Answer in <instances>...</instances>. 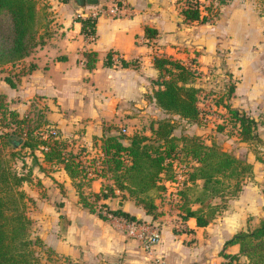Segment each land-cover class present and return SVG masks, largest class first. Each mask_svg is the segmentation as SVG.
<instances>
[{
  "label": "crops",
  "instance_id": "obj_1",
  "mask_svg": "<svg viewBox=\"0 0 264 264\" xmlns=\"http://www.w3.org/2000/svg\"><path fill=\"white\" fill-rule=\"evenodd\" d=\"M97 1L108 5L113 2ZM121 1L126 4L121 15L98 16L95 37L90 39L81 32V22L76 19L77 15L84 16L89 10L90 4L86 0H42L41 5L47 11L45 24L48 33L44 41L24 57L35 67L19 75L16 87L6 85L7 89L3 90L12 107L19 112L22 104L30 102L32 105V101H41L43 106L39 109L44 112L43 118L59 129L70 141L69 146L73 149L86 146V154L81 155L84 159L101 156L103 137L117 132L119 129L116 127L121 122L129 129L125 131L126 135H131L135 130L149 133L151 124L156 125V119L167 115L155 103L152 94L158 87L153 82L158 75L153 63L154 56L165 54L187 61L193 49H196L199 61L196 67L199 70L205 68V37H193V32L188 31L204 28L203 22L184 20L181 7L177 3V8L173 0ZM250 14L243 8H235L219 24L225 34L233 33L243 51L246 49L243 40L260 34L258 28L248 32L245 15ZM255 21L258 22V19ZM231 24L242 27V32H235ZM146 27H150L151 35L147 34ZM214 37L216 41L217 35ZM239 37L242 42L238 40ZM215 47L216 42L209 45L210 50H215ZM89 51L96 53L92 67L85 65ZM108 52H111V65L104 64ZM120 58L133 60L136 65H121ZM261 90H264V73H249L241 82H237L230 97L235 102L231 106L244 110L258 124L259 112L256 110L264 109V91ZM135 122L137 125L132 128ZM195 133L200 135L203 132ZM213 137L205 139L201 135L206 142ZM251 162L257 175H253V181L245 183L239 195L233 198L235 204L240 205L238 209L227 211L219 222L220 242L217 248L205 249L203 245L201 250L195 249L198 234L212 221L198 226L194 217H188L183 220L188 230L176 232L169 227V217H152L132 198H101L98 203L103 201L110 208L120 206L135 218L153 219L154 222L160 220L161 239L151 258L139 240L125 232L121 216L109 215L104 219L97 209L91 210L79 200L75 184L60 163L42 161L47 167L46 172L34 166L33 181L27 185L32 192L28 193L25 189L33 198V205L43 207L40 217H35L38 224L36 232L47 252L49 264H155V256H163L171 264H214L216 261L224 264L222 252L234 253L239 250L237 243L226 245L225 240L237 230L255 225L264 213L261 189L263 165L255 157ZM103 182L110 180L94 174L82 188L85 192H98ZM34 189L36 192L38 190V194L34 193ZM250 221L254 222L253 225ZM188 240L192 241L187 243ZM206 254L209 257L205 259Z\"/></svg>",
  "mask_w": 264,
  "mask_h": 264
},
{
  "label": "trees",
  "instance_id": "obj_2",
  "mask_svg": "<svg viewBox=\"0 0 264 264\" xmlns=\"http://www.w3.org/2000/svg\"><path fill=\"white\" fill-rule=\"evenodd\" d=\"M185 1L180 9L184 20L206 22L210 18L209 12L214 10L211 1L208 5L205 0ZM46 18L47 11L38 0H0V65H14L44 41L48 33ZM76 19L81 22V32L93 39L96 17L77 15ZM146 31L152 34L150 27H146ZM95 54L94 51L87 53V67L93 66ZM119 60L124 66L136 65L133 60ZM153 63L158 70L153 82L158 87L152 94L155 103L167 115L156 119V125L151 124L149 133L135 130L126 135L119 130L105 135L100 144L102 154L98 157L82 158L86 146L70 147V141L42 115L39 123L30 127L29 114H21L9 106L5 94L0 92V111L7 113V126H10V130L0 131V143H10V154L18 155L26 168L21 174L12 170L0 148V264H37L31 245H42V241L39 237L34 240L30 237L31 218L26 207L34 200L22 184L33 181L34 166L46 172L47 167L42 161L60 163L75 184L79 200L91 210L97 209L104 219L117 215L127 220L153 221L135 218L120 206L110 208L105 202L98 201L108 196L132 198L143 206L146 213L155 217L159 213L157 200L164 196L162 180L173 177L174 159L186 161L190 166L189 180L179 190L178 206H181L183 220L194 217L198 226L211 222L224 207L220 202L236 197L247 180L253 178V163L235 155L215 137L206 142L195 132H174L181 124L195 123L201 116L197 104L199 87L195 85L200 70L191 67V61L165 54L154 56ZM104 64H112L111 52L106 54ZM34 67L35 64L30 62L28 69L8 70L3 79L10 87H16L19 75ZM224 106L236 126L239 139L249 145L261 142L259 145L263 146L264 140L256 131L257 120L228 102ZM17 128L20 129L19 135ZM260 149L255 150V159L262 163L264 172V151ZM94 174L104 176L110 182H103L98 192H85L82 187ZM262 192L264 194V184ZM234 243L238 244L239 250L222 252L224 264H264V213L255 225L241 228L225 240L226 245Z\"/></svg>",
  "mask_w": 264,
  "mask_h": 264
},
{
  "label": "rangeland",
  "instance_id": "obj_3",
  "mask_svg": "<svg viewBox=\"0 0 264 264\" xmlns=\"http://www.w3.org/2000/svg\"><path fill=\"white\" fill-rule=\"evenodd\" d=\"M179 5V8L185 5V0H173ZM212 2L211 7H214V10L211 9L210 18L203 22L204 28H192L188 31L193 32V37L204 36L205 37V68L204 70H200L199 77L195 80V85L199 87L198 91V100L197 104L201 109V116L198 121L192 124L186 125L185 123L181 124L176 128V133L179 134L182 131L187 132H203L202 136L205 139H208L209 136H214L217 141L220 143L225 142V146L230 149L235 155L251 161L255 157V150L261 147L260 151H264V145L260 146L261 142H258L257 145L252 143L244 142L239 139V136L236 132V126L231 119V116L228 114L224 103H230L231 105H235V102L232 100L231 94L234 91L235 85L237 82H241L244 79V76L247 77L249 73H257L262 71L264 73V0H205V4H210ZM42 0H38L39 5H41ZM42 6V5H41ZM235 8L237 9H245L247 14L245 15L247 18L249 28L248 32L250 33L253 29H260V34L256 37H247L243 40L245 50L240 47V45L236 42V37H233V33L225 32L222 30V26H219L221 22H223V17L228 16ZM211 13H214L211 15ZM40 19H42V15L40 14ZM256 18V19H255ZM258 19V22L255 20ZM202 22V21H201ZM232 25V24H231ZM232 25L231 29L234 27L235 32H242V27L236 25ZM200 26V25H199ZM246 26V25H245ZM203 33V34H202ZM205 34V35H204ZM213 35V36H211ZM215 35H217V39L215 41ZM235 38V39H234ZM238 40L242 42V38L239 37ZM216 42L215 50L209 48L211 43ZM259 45H261L259 47ZM248 47V48H247ZM203 49V48H202ZM211 52V55H209ZM197 50L193 49L187 61H191V67H195L199 65V61H197ZM195 61V62H193ZM259 62V63H257ZM29 65V62L22 58L17 61L14 65L6 64L0 65V92L4 93L3 90L7 89L6 85H8L3 79L4 75L14 70H25ZM9 70V71H8ZM197 74V73H196ZM232 88V91L229 92V88ZM262 92L264 90H261ZM5 94V93H4ZM5 99L8 101V105L12 107V103L5 94ZM27 103V102H25ZM32 105L27 103V105H21L20 112L28 113L30 117V127L31 125H35L39 123V119H41V115L43 118L44 112H41L40 106H43L41 101L31 102ZM35 104V105H34ZM47 105V104H44ZM7 106V105H6ZM44 108V107H43ZM45 107L44 110H46ZM31 109V110H28ZM4 110L0 111V131L4 132L10 130V126H7L8 115L7 113H2ZM259 112L258 121L260 124H257L256 131L259 135H262L261 139L264 140V109L256 110ZM243 112H245L243 110ZM5 115V116H4ZM26 124V123H24ZM124 123L121 122V125L117 126L116 129L120 130V127H125ZM140 124V123H139ZM137 122L133 125L132 128L136 127ZM221 127V128H219ZM201 128V129H200ZM219 129V130H218ZM118 130V131H119ZM205 130V131H202ZM121 131V130H120ZM125 131H129L127 127H125ZM17 135L20 134V129L16 130ZM0 148L2 150L3 156L6 158V163L12 170H16L17 173H25L26 168L23 167L22 161L18 155L12 156L10 154V150L12 146L10 143H0ZM257 170L254 169V175H257ZM262 184H264V172L262 171ZM252 179L247 180L246 184L249 183ZM253 181V180H252ZM257 181V180H255ZM28 184L26 181L23 182L22 187L26 188L28 193H31L32 190L28 188ZM262 189V186H261ZM35 194H38L33 190ZM41 191H39V194ZM240 193V191H239ZM239 195V194H238ZM158 211L159 213L155 215V217H169V227L172 231H180L187 230V227L184 224L182 218V210L181 206H178L179 202H173L171 198L168 196H162L158 198ZM216 201H220L217 199ZM224 203V207H221L218 212L215 214V219L212 220V223L208 227H204L203 231L200 232L198 241L195 243L197 247L195 249H202L201 247L205 245L206 248H217L219 247L220 239L218 238V232L221 228V224L219 223L223 216L227 211H235L238 209L240 205H236L233 201L227 200L220 202ZM98 206V203H97ZM43 207L38 206L37 204H29L27 203L26 213L28 217L31 218V223L29 224L28 230L30 231V237L34 240L36 237H39L36 230L38 228L37 218L40 217V213ZM43 212V211H42ZM250 220V219H249ZM160 221V220H159ZM156 221L158 226L160 227L162 234V225L161 222ZM151 222H154L151 220ZM253 225L254 222L250 221ZM193 240V239H192ZM192 240H188L187 243ZM41 243V242H39ZM33 253L37 258V264H49L47 261L46 251L41 244H32ZM144 250V249H143ZM196 253V251H193ZM148 254L149 256L152 255ZM191 254H193L191 252ZM160 259H164L163 256H157ZM209 257L208 254L205 255V259ZM151 258V256L149 257ZM155 264L157 263L156 256L154 257ZM204 259H202V262ZM164 263L171 264L167 260L164 259ZM190 264H206L203 263H190ZM214 264H220L219 261H216ZM222 264V263H221Z\"/></svg>",
  "mask_w": 264,
  "mask_h": 264
},
{
  "label": "built area",
  "instance_id": "obj_4",
  "mask_svg": "<svg viewBox=\"0 0 264 264\" xmlns=\"http://www.w3.org/2000/svg\"><path fill=\"white\" fill-rule=\"evenodd\" d=\"M125 7L126 4L121 0H113L109 5L105 3H97L90 5L86 15L96 18L100 15L117 17L121 15ZM89 38L92 39L91 36ZM121 131L125 133V127H121ZM189 168L190 166L186 161H177V159L172 160L173 177L164 178L162 180L165 186V190L163 191L165 197L168 196L173 202L180 201L179 190L189 180ZM121 219L125 232L139 240L141 247L147 255L153 253L155 246L161 239V230L158 224L156 222L127 220L123 217H121ZM156 259L158 264H166L164 263V259H160V257L157 256Z\"/></svg>",
  "mask_w": 264,
  "mask_h": 264
},
{
  "label": "water",
  "instance_id": "obj_5",
  "mask_svg": "<svg viewBox=\"0 0 264 264\" xmlns=\"http://www.w3.org/2000/svg\"><path fill=\"white\" fill-rule=\"evenodd\" d=\"M97 2H98L97 0H86V3L90 5L97 4Z\"/></svg>",
  "mask_w": 264,
  "mask_h": 264
}]
</instances>
